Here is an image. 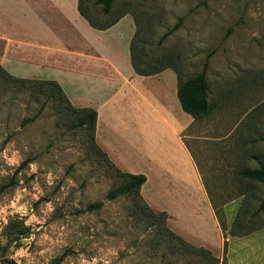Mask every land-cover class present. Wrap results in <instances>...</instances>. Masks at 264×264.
<instances>
[{
    "label": "rangeland",
    "instance_id": "rangeland-1",
    "mask_svg": "<svg viewBox=\"0 0 264 264\" xmlns=\"http://www.w3.org/2000/svg\"><path fill=\"white\" fill-rule=\"evenodd\" d=\"M83 1L99 21L136 16L147 69L173 65L183 82L207 63L209 125L220 132L201 143L198 162L211 203L224 212L239 200L225 210L226 232L243 200L250 226L264 223V183L240 175L264 165V0H115L107 16ZM7 75L0 69V264H212L137 197L106 199L124 177L78 125L86 112Z\"/></svg>",
    "mask_w": 264,
    "mask_h": 264
},
{
    "label": "crops",
    "instance_id": "crops-1",
    "mask_svg": "<svg viewBox=\"0 0 264 264\" xmlns=\"http://www.w3.org/2000/svg\"><path fill=\"white\" fill-rule=\"evenodd\" d=\"M78 5L0 0V67L14 78L55 81L73 106L95 110V143L109 161L124 173L144 175L140 195L150 209L167 214V228L222 261L224 235L198 162L201 143L218 140L209 137L220 132L218 122L209 125L217 106L201 118L184 112L174 70L134 71V18L126 14L99 30ZM236 201L225 204L226 223L225 210ZM227 242V264H264V227L229 235Z\"/></svg>",
    "mask_w": 264,
    "mask_h": 264
},
{
    "label": "trees",
    "instance_id": "trees-1",
    "mask_svg": "<svg viewBox=\"0 0 264 264\" xmlns=\"http://www.w3.org/2000/svg\"><path fill=\"white\" fill-rule=\"evenodd\" d=\"M115 0H95V5H99L102 7L103 15L107 16L110 14L113 3ZM80 14L90 23V25L93 28L99 29V30H105L113 25H115L123 16L130 12H124L119 14L114 20L109 21V22H103L99 21L93 16L91 10H90V5L84 3L83 0H79V5H78ZM137 31L132 38L131 44H130V54H131V63L134 68V71L141 76H152L161 73L162 71L171 68L173 69L178 77V99L180 101L181 107L184 110V112L188 113L194 118H201L204 116L209 115L213 108L216 106V103H210L208 100V90H209V85L207 81V63L204 65V68L202 72L196 76H194L191 79H188L186 81H181L180 73L178 70L173 66V65H160L159 67L155 69H147L146 65L142 62L143 55L141 53H138L139 46L137 41L138 39V32H139V25L136 20V16L133 14ZM179 27V23L176 24L172 29L168 30L160 39L159 43L162 44L163 41L170 36L177 28ZM142 52V51H141ZM1 70H3L0 67ZM10 77L12 80H16L18 82H21L23 84H45L47 86H50L55 90L57 93L55 95L58 97V99L61 101V103L66 104L68 108H74V106L71 104L61 87L55 82V81H41V80H28V79H17L9 74L7 75ZM52 90V89H51ZM54 95V91L52 92ZM82 112H86L87 115L82 117L79 120V126H85L88 124L90 127L92 134H93V139H94V134H95V128H96V122H97V112L93 109L89 108H81L79 109ZM38 114H35L33 117L26 119L25 123L28 122H33L37 118ZM95 142V139H94ZM96 144V143H95ZM97 146V144H96ZM97 148L100 150V148L97 146ZM101 151V150H100ZM103 153V152H102ZM106 156L105 153H103ZM109 160V159H108ZM119 170V169H118ZM123 177L124 181L121 182L119 186H117L114 189H111L107 194H106V199L107 200H114L118 198L119 196L122 195H133L134 197H137L142 201V204L146 209H148L152 214L159 215L162 218V229L165 231V233L174 239H177L180 241V244L182 246H186L187 248L194 250V251H199L204 254L205 258L208 262H211L212 264H219L222 262V264H227V259H226V254H227V238L228 236H233V237H243L247 236L253 232H256L258 230H261L264 227V223L257 225V226H250V220H248L245 217V201H242V204L238 210V213L232 222L231 226L229 227V231L226 232V220H225V215L223 210H219L218 207L217 209L215 207V213L218 218L220 227L222 229L223 235H224V251H223V256H222V261L220 258H216L212 255V253L206 249L203 248H198L190 243L184 241L177 235H175L173 232H171L167 226H166V221H167V214L165 212H155L152 209L149 208V206L143 201L141 195H140V189L142 185L146 182V177L144 175H133L129 173H124L122 171H119ZM240 175L248 180L251 181H258L264 183V165H261L260 167L256 169H249V170H244L240 173ZM103 205V202L95 203L89 205L87 210H94V209H99ZM260 209H264V200L261 203ZM23 234V233H21ZM17 240L19 237H15Z\"/></svg>",
    "mask_w": 264,
    "mask_h": 264
}]
</instances>
